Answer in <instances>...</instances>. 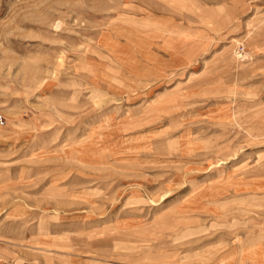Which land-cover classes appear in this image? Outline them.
Masks as SVG:
<instances>
[{"label":"rangeland","instance_id":"1","mask_svg":"<svg viewBox=\"0 0 264 264\" xmlns=\"http://www.w3.org/2000/svg\"><path fill=\"white\" fill-rule=\"evenodd\" d=\"M0 264H264V0H0Z\"/></svg>","mask_w":264,"mask_h":264},{"label":"built area","instance_id":"2","mask_svg":"<svg viewBox=\"0 0 264 264\" xmlns=\"http://www.w3.org/2000/svg\"><path fill=\"white\" fill-rule=\"evenodd\" d=\"M0 120L3 122V116L2 115H0Z\"/></svg>","mask_w":264,"mask_h":264}]
</instances>
